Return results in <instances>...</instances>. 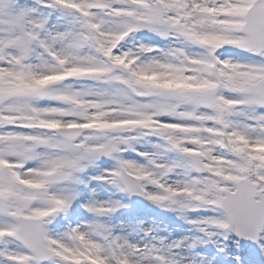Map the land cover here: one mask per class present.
<instances>
[{"label": "snow or ice", "instance_id": "6c2138e0", "mask_svg": "<svg viewBox=\"0 0 264 264\" xmlns=\"http://www.w3.org/2000/svg\"><path fill=\"white\" fill-rule=\"evenodd\" d=\"M0 264H264V0H0Z\"/></svg>", "mask_w": 264, "mask_h": 264}]
</instances>
